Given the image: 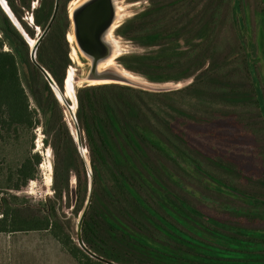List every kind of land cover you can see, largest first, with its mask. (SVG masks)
I'll return each instance as SVG.
<instances>
[{
    "label": "trees",
    "instance_id": "trees-1",
    "mask_svg": "<svg viewBox=\"0 0 264 264\" xmlns=\"http://www.w3.org/2000/svg\"><path fill=\"white\" fill-rule=\"evenodd\" d=\"M5 1L26 34L34 39L33 29L23 21L24 12L31 11L33 0ZM232 2L233 16L239 25L237 38L246 53V69L252 72L254 60L249 55L236 14L240 0ZM261 2L264 8V0ZM54 7L55 0H42L33 11L34 23L43 31ZM167 8L151 6L116 30L118 36L148 49L145 53L125 54L117 59L118 64L156 84L192 78V65L193 74L205 66L206 59L200 49L204 40L212 36V26L219 19V11L213 9L210 18L197 29L195 39L185 40L181 38V29L170 26L172 16L169 18L171 10ZM70 27L68 13L59 10L37 50V62L50 73L62 92L72 63L67 40ZM5 45L11 50H4ZM220 69L218 64H213L212 68L203 70L195 82L177 91L151 92L120 84L78 89L76 118L90 152L94 178L93 199L83 222L82 237L93 253L116 264H264L263 232L244 228L237 222L207 217L166 191L157 176L151 175V181L142 172L150 170L147 166L152 167L153 156H156L172 160L181 167L195 164L197 170L205 174L202 161L197 162L193 157L205 144L193 132L192 123L199 119L192 115L190 107L194 99L205 101L209 97L210 86L218 82ZM27 88L49 122L56 110L62 114L49 82L31 60L29 41L0 5V234H48L78 264H105L91 258L76 244L59 217L64 195L70 191L72 171L78 181L77 214L85 208L89 189L85 162L66 123L61 124L64 153H60L58 145L62 143L63 133L53 135L52 146L59 157L53 177V199L40 203L34 211V206L27 205L16 195L38 178L42 163V156L34 152L33 135L41 122L37 111L31 107ZM253 88L254 94L246 91L241 96L223 89L219 97L231 105H256L263 116L254 84ZM157 171L153 168L151 172ZM138 179L152 190L150 196L157 199L160 211L151 207L134 188L133 181ZM114 189L128 195L126 207L120 205ZM230 189L233 193L241 192L234 186ZM117 204L122 209H117ZM256 204L264 206V200ZM255 217L264 219V215Z\"/></svg>",
    "mask_w": 264,
    "mask_h": 264
},
{
    "label": "rangeland",
    "instance_id": "rangeland-1",
    "mask_svg": "<svg viewBox=\"0 0 264 264\" xmlns=\"http://www.w3.org/2000/svg\"><path fill=\"white\" fill-rule=\"evenodd\" d=\"M0 1L11 16V21L16 28L25 34L26 32L21 23L8 8L6 1ZM80 1L82 0H72L69 2L60 0L59 10L66 11L70 16V10L74 4ZM41 3L42 0H33L31 11L28 12L25 10L23 15V21L30 26L35 33L34 39L28 35V37L24 35L31 46L33 43L32 41L36 42L44 32L41 27L35 25L33 16V11L37 9ZM236 4L238 5V3ZM154 5L159 7L168 6L167 10H171L168 13L169 18L172 16V19L169 20L170 26L181 29L183 34L181 38L185 40H194L197 29L205 23L206 18H210L212 10L216 9L219 11V19L212 26V29L214 27L213 32H211L212 36L210 35L208 40H204L205 42L200 49L202 50L201 53L203 57L206 59L205 66L199 71L195 70L193 74L194 65H192V78L182 80L178 83L170 82L163 85L167 87H177V90H180L195 82L196 77L203 70L212 68L213 64H218L221 69L219 71V76H217L218 82L216 85L210 86L209 97L205 101L194 99L190 107L192 115L196 119L202 121V124H200L199 120L192 123L194 126L193 132L197 135V139L205 144L202 147L200 146L201 149L199 148L198 152L193 154V157L197 162L198 160L202 161L205 167V174L197 170L195 164L189 167L182 164L181 167L172 160L156 156H153L154 164L152 167L147 166L150 170H142V172H144L147 179L151 181H153L151 175L157 176L162 185L164 184L166 186V191L176 195L189 204L190 207L200 211L203 215L222 222H237L244 228L264 233V219L255 217L256 215H264V206L256 204L258 200H264L263 4L261 0H240L239 12L236 11L238 21H241V32L247 43L249 55L251 59L254 60L252 72L246 69V53L237 38L239 25L235 22L233 16L234 2H232V0H116V6L121 14L117 25L120 27L138 13ZM118 28L113 31L112 38L117 45V51L120 57L131 52L145 53L148 51V49L141 48L133 42L118 36L116 32ZM69 35H71V31L67 34V40L70 43V58L72 63L67 70V77L73 74L82 77L86 74L87 67L81 58L75 55L74 42L70 41ZM4 50L9 51L11 48L5 45ZM114 64L120 67L117 60L114 61ZM121 69L123 70L122 67ZM128 73L138 80L148 82L147 79L138 74ZM253 84L257 88L263 116L259 107L256 105H237V103L236 105H231L224 101V98H222V100L219 97V95L223 94V89L236 92L240 94V96L246 91L254 94ZM67 88L68 85L65 80L63 93L67 95L66 99L71 107V111L68 109L67 105L58 100L62 114L56 110L51 122L40 112L38 105L27 88L31 107L37 111L38 118L41 122V125L34 130L33 135H35L34 152H38L42 156V163L39 166L40 173L38 178L33 180L35 183L32 184V190H29V182L27 187L21 192L16 193V195L24 199L27 205L34 206V211H36V207H38L40 203L45 204L47 200L53 199L54 197L53 177L55 165L59 164V157L52 146V142L54 141L53 135L59 131L63 133L62 143L58 145H60V153L62 154L65 152L64 130L61 125L63 122L69 127L76 144L77 130L73 113H75V115L77 114L78 102L74 94L72 97V95L68 93ZM78 89H80L79 86L75 89L76 94ZM46 142H48V144H46ZM82 144L86 150V157L90 162V152L83 135ZM153 168L158 171L151 172ZM61 174L62 169H60V175ZM82 177H84V174ZM87 177L89 181L88 171ZM215 178L221 182L217 183ZM111 179L113 181V178ZM107 180L109 184H111V187H113L114 184L110 181L109 177H107ZM133 182V186L140 196L144 198L151 207L160 211L157 199L154 200L150 196L152 190L149 186L146 183L143 184V181L140 179ZM77 185L76 173L72 171L70 173V191L69 193H65L62 205L60 204L61 209H59L58 213L60 220L66 226L78 245V222L82 213L77 214L75 212ZM231 186L237 187L241 192L233 193L230 189ZM27 191L29 192L27 193ZM114 191L117 195V199L121 201L120 205L126 207L129 199L128 195L123 194L118 189H114ZM124 195L127 197H124ZM2 196L8 197L6 194ZM120 205H116L117 209H122ZM250 214L251 216H247ZM164 216L166 215L164 214ZM47 235L48 234H31L35 240L33 244L37 245L38 241L43 240L49 245L53 258L51 264H78L77 261L67 255L64 250H61L62 248L59 243L52 238L50 239ZM30 243L31 242H28V244Z\"/></svg>",
    "mask_w": 264,
    "mask_h": 264
},
{
    "label": "water",
    "instance_id": "water-1",
    "mask_svg": "<svg viewBox=\"0 0 264 264\" xmlns=\"http://www.w3.org/2000/svg\"><path fill=\"white\" fill-rule=\"evenodd\" d=\"M0 5L6 12L1 1ZM59 8L60 0H56L52 17L46 29L44 30L43 34L36 40L33 46H31L30 44L31 60L37 65V67L45 76L57 99L60 101L61 97V100L63 99V103H65L68 109L71 111V107L65 99L64 93L59 89L50 73L37 62L38 47L50 32L57 18ZM6 14L11 19L10 15L7 12ZM120 16L121 14L120 10L116 6V0H82L79 3L74 4L72 9L70 10V31L71 36L73 37L75 52L87 67L86 74H84L82 77L75 75L74 81L72 83L73 94L76 101L77 97L75 89L77 86L81 88L85 86H95L103 84H120L151 92H169L177 90V87H167L163 84H156L149 81L144 82L138 80L131 76L121 65L120 67H117L114 62L113 64L108 65L110 60H117L120 57L118 55L117 45L112 38L113 31L119 27L117 24L119 22ZM23 35L27 36L26 33ZM121 67L123 68V70L121 69ZM73 115L75 118L77 130L76 145L81 157L85 162L90 181L86 205L78 222V246L91 258L97 261L104 262L105 264H116L114 262L105 260L93 253L88 249L83 241L82 226L92 203L94 179L91 163L86 157V150L84 149L82 144L80 127L77 122L75 113H73Z\"/></svg>",
    "mask_w": 264,
    "mask_h": 264
},
{
    "label": "crops",
    "instance_id": "crops-1",
    "mask_svg": "<svg viewBox=\"0 0 264 264\" xmlns=\"http://www.w3.org/2000/svg\"><path fill=\"white\" fill-rule=\"evenodd\" d=\"M31 234H0V264H51L49 245L43 240L33 244Z\"/></svg>",
    "mask_w": 264,
    "mask_h": 264
},
{
    "label": "bare ground",
    "instance_id": "bare-ground-1",
    "mask_svg": "<svg viewBox=\"0 0 264 264\" xmlns=\"http://www.w3.org/2000/svg\"><path fill=\"white\" fill-rule=\"evenodd\" d=\"M2 5H3V4H2ZM6 5L8 6L7 2H6ZM3 7H4V6H3ZM8 8H9V6H8ZM4 9H5V7H4ZM9 9H10V8H9ZM5 10H6V9H5ZM6 12H7V10H6ZM7 13H8V12H7ZM8 14H9V13H8ZM10 17H11V16H10ZM69 39H70V41H73V37H72L71 35H69ZM34 43H35V42L32 43V46L34 45ZM75 55H77L76 52H75ZM114 60H115V59L110 60L109 63H108V65H109V64H113ZM75 75H76V74L68 75L67 80H66V84L68 85V88H67L68 93H69L70 95H72V97H73L72 83H73V81H74ZM66 98H67V95H66V93H65V99H66ZM73 99H74V98H73ZM62 100H63V99H62ZM62 100H61V97H60V101H61V103H63ZM66 100H67V99H66ZM63 104H65V103H63ZM65 105H66V104H65Z\"/></svg>",
    "mask_w": 264,
    "mask_h": 264
},
{
    "label": "built area",
    "instance_id": "built-area-1",
    "mask_svg": "<svg viewBox=\"0 0 264 264\" xmlns=\"http://www.w3.org/2000/svg\"><path fill=\"white\" fill-rule=\"evenodd\" d=\"M35 182L34 181H30V184H29V190L31 191L32 190V188H33V185L32 184H34ZM29 191H27V193H28Z\"/></svg>",
    "mask_w": 264,
    "mask_h": 264
},
{
    "label": "flooded vegetation",
    "instance_id": "flooded-vegetation-1",
    "mask_svg": "<svg viewBox=\"0 0 264 264\" xmlns=\"http://www.w3.org/2000/svg\"><path fill=\"white\" fill-rule=\"evenodd\" d=\"M32 42H34V41H32Z\"/></svg>",
    "mask_w": 264,
    "mask_h": 264
}]
</instances>
